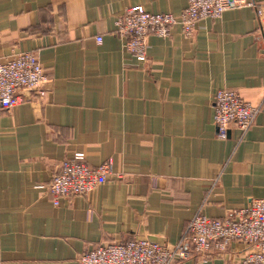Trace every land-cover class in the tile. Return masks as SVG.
<instances>
[{
  "label": "crops",
  "instance_id": "obj_1",
  "mask_svg": "<svg viewBox=\"0 0 264 264\" xmlns=\"http://www.w3.org/2000/svg\"><path fill=\"white\" fill-rule=\"evenodd\" d=\"M249 1L257 6L201 20L192 37L179 26L151 34L143 68L117 20L132 6L176 15L188 0H0V60L33 52L48 78L43 99L23 92L0 107V264H79L134 239L172 246L197 214L224 220L264 198V0ZM221 89L260 107L246 133L217 136ZM76 152L113 172L56 204L49 185ZM247 249L233 242L177 264H239Z\"/></svg>",
  "mask_w": 264,
  "mask_h": 264
},
{
  "label": "built area",
  "instance_id": "obj_2",
  "mask_svg": "<svg viewBox=\"0 0 264 264\" xmlns=\"http://www.w3.org/2000/svg\"><path fill=\"white\" fill-rule=\"evenodd\" d=\"M249 0H188L179 14L153 13L143 6H132L117 20V35L126 39L125 47L146 68L148 38L151 34L169 37L179 26L186 37H192L201 20L220 19L230 10L256 7ZM257 34L264 43V5L257 8ZM101 36L97 42H101ZM48 78L33 52H21L8 60H0V107L9 110L23 101L22 93L30 92L43 99ZM261 89L252 93H261ZM217 136L227 139L232 126L246 133L255 123L260 107L251 104L239 90L221 89L213 98ZM112 162L92 167L83 152L66 159L53 177L49 190L55 203L60 198L86 195L105 184L112 174ZM233 242H242L248 249L239 264H264V198L252 199L248 208L236 210L224 220L197 214L188 224L183 238L172 246H163L148 239L96 246L84 252L79 264H177L193 255L213 258L225 252Z\"/></svg>",
  "mask_w": 264,
  "mask_h": 264
}]
</instances>
